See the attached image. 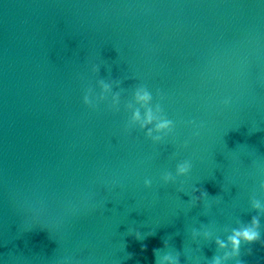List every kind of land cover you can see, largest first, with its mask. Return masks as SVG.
I'll return each instance as SVG.
<instances>
[{
    "label": "water",
    "instance_id": "water-1",
    "mask_svg": "<svg viewBox=\"0 0 264 264\" xmlns=\"http://www.w3.org/2000/svg\"><path fill=\"white\" fill-rule=\"evenodd\" d=\"M100 80L118 110L84 102ZM138 85L174 121L162 141L129 126ZM254 198L264 0H0V264H211Z\"/></svg>",
    "mask_w": 264,
    "mask_h": 264
},
{
    "label": "clouds",
    "instance_id": "clouds-1",
    "mask_svg": "<svg viewBox=\"0 0 264 264\" xmlns=\"http://www.w3.org/2000/svg\"><path fill=\"white\" fill-rule=\"evenodd\" d=\"M93 71H99V65H93ZM118 86L119 82H115ZM99 94H96L94 89H89L88 94L84 96V102L88 105H94L100 101H106L110 98V106L119 109L121 103V95L119 91H114L113 82H105L100 80ZM152 92L144 85L134 87L132 92V101L127 104V110L130 113L129 126H138L145 131L147 137L153 142L162 141L174 129V121L163 115V109L159 104L153 103ZM192 162L190 160H183L176 165L175 174L172 172H165L162 179L165 183H175L180 177H187L192 171ZM145 185L150 186L152 181L145 180ZM194 191H201L197 188ZM202 195H207L202 192ZM198 200L199 197H196ZM251 208L257 211V215L251 217L250 222L241 223L240 226L232 228L227 240L217 239L216 243L221 249H224L223 255L215 256L211 264H229L230 261H235V264H243L239 259L241 254L242 243L253 244L255 242L264 243V236H262V225L260 214L264 213V201L259 199L251 200ZM159 249H154L155 255ZM251 251V249H249ZM164 260L167 264H180L179 255H166Z\"/></svg>",
    "mask_w": 264,
    "mask_h": 264
}]
</instances>
